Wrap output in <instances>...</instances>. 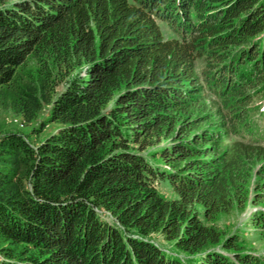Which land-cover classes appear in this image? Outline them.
Wrapping results in <instances>:
<instances>
[{
  "label": "trees",
  "instance_id": "trees-1",
  "mask_svg": "<svg viewBox=\"0 0 264 264\" xmlns=\"http://www.w3.org/2000/svg\"><path fill=\"white\" fill-rule=\"evenodd\" d=\"M263 91L264 0H0V108H48L0 135V264H264L203 220L264 178Z\"/></svg>",
  "mask_w": 264,
  "mask_h": 264
},
{
  "label": "rangeland",
  "instance_id": "rangeland-1",
  "mask_svg": "<svg viewBox=\"0 0 264 264\" xmlns=\"http://www.w3.org/2000/svg\"><path fill=\"white\" fill-rule=\"evenodd\" d=\"M163 33L166 37H172L170 29L164 24L161 25ZM34 63H30L29 66L24 70L27 72V69H33ZM202 63L199 62L198 65V74L202 69ZM23 75V73H22ZM216 98L214 96L207 97L205 104L209 108L208 110L214 109L217 107ZM214 103V104H213ZM252 106L256 109L253 120L258 126V141L261 145H264V91L261 92L258 97L254 100ZM48 115V108L45 107L41 115L37 120L31 123H27V126L23 127L24 119L21 116L15 114L11 108H0V135L12 131H20L23 134H30V131L33 127H36L40 122L46 121ZM26 123V122H25ZM57 128V125H49L46 130L37 137H33L32 140H41L48 136ZM38 139V140H37ZM248 141H252L251 138H247ZM155 149H151L148 153H152ZM262 163L254 167L253 174L249 183V199L245 202L243 207H235L232 211L219 215L214 222L208 223L205 218L203 220L207 224L215 225L222 233L223 238L227 239L228 237H233L238 248L244 251H249L254 254L261 256L264 259V233L263 230L255 223L254 216L259 211H264V199L258 198L264 194V187H257L256 183L260 185L264 182V178L257 176V170ZM257 187V188H256ZM159 192L164 195L166 198L171 199L175 198V194L170 186L167 184L158 185ZM258 192L257 196L255 192ZM260 193V194H259ZM256 196V198H254ZM152 239L160 245L164 250L177 253L183 260H186L184 254L179 253L174 250L172 244L167 243L159 235L152 236ZM219 249V248H217ZM230 251H227L226 254L230 255Z\"/></svg>",
  "mask_w": 264,
  "mask_h": 264
}]
</instances>
